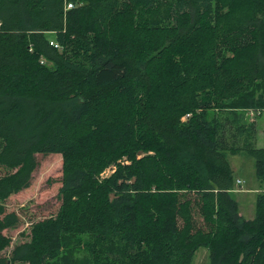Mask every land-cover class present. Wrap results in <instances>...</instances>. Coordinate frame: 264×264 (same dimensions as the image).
Here are the masks:
<instances>
[{
    "label": "trees",
    "instance_id": "16d2710c",
    "mask_svg": "<svg viewBox=\"0 0 264 264\" xmlns=\"http://www.w3.org/2000/svg\"><path fill=\"white\" fill-rule=\"evenodd\" d=\"M249 110L264 0H0V264H264V188L244 218L228 158L264 185ZM39 154L61 205L5 256Z\"/></svg>",
    "mask_w": 264,
    "mask_h": 264
},
{
    "label": "rangeland",
    "instance_id": "374dc122",
    "mask_svg": "<svg viewBox=\"0 0 264 264\" xmlns=\"http://www.w3.org/2000/svg\"><path fill=\"white\" fill-rule=\"evenodd\" d=\"M250 112V110L247 112V118L250 123H255L258 139V135L260 136L261 133H264V110H261L260 114L256 110L257 114H250ZM262 138L264 140V134ZM257 145L261 146L264 144L258 142ZM228 158L235 170L236 179L240 178L245 181L243 188L239 186V191H234L232 194L240 203L241 211L244 212L245 217L251 219L256 213L255 199L257 194L247 195L240 190L249 189L256 183L255 160L244 154H229ZM37 160L39 165L34 173L31 186L18 194L12 195L5 201L7 212H16L21 218L18 228L3 231V235L9 236L13 240L12 246L3 252L5 256L10 255L15 245L26 240V235H29L31 225L34 222L56 215L60 208L59 195L63 178V157L61 154H39L37 155ZM0 218H2L1 215ZM24 233L25 235H23ZM78 259L80 261V254ZM194 264H211L208 249L201 248L197 252Z\"/></svg>",
    "mask_w": 264,
    "mask_h": 264
},
{
    "label": "crops",
    "instance_id": "0c3cea01",
    "mask_svg": "<svg viewBox=\"0 0 264 264\" xmlns=\"http://www.w3.org/2000/svg\"><path fill=\"white\" fill-rule=\"evenodd\" d=\"M258 131H259V129H258ZM257 134H258V132H257ZM263 134L264 133H261V135L259 136L258 135V139H257V144H258V142L259 143H261V144H264V140H263ZM262 138V139H261ZM259 146V145H258ZM259 147H264V145H261V146H259ZM235 171V170H234ZM256 179V183H254V186L253 187H249V189H241L240 191L242 192V193H244V194H247V195H249V194H252V193H256V194H258L259 192H261L262 190H263V188H264V185H262L259 181H258V179H257V177L255 178ZM237 180V187H236V190H235V192L238 190L239 191V189H238V187L240 186V187H242L243 188V185H244V183H245V181H243L242 179H240V178H238V179H236ZM241 182L240 184H238V182ZM255 201H256V199H255ZM254 201V202H255ZM239 205H240V203H239ZM240 214L244 217V218H246L245 217V215H244V212L243 211H241V205H240ZM254 218V217H253ZM247 219V218H246ZM252 219V218H251Z\"/></svg>",
    "mask_w": 264,
    "mask_h": 264
},
{
    "label": "built area",
    "instance_id": "2783aa9c",
    "mask_svg": "<svg viewBox=\"0 0 264 264\" xmlns=\"http://www.w3.org/2000/svg\"><path fill=\"white\" fill-rule=\"evenodd\" d=\"M250 114H257L255 111H251ZM259 114V113H258ZM241 182L239 181L238 184H240Z\"/></svg>",
    "mask_w": 264,
    "mask_h": 264
}]
</instances>
